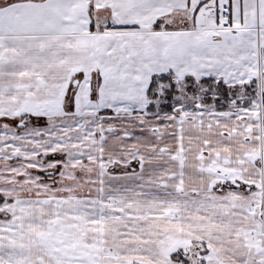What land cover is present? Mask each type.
I'll return each mask as SVG.
<instances>
[{
	"label": "snow or ice",
	"instance_id": "6c2138e0",
	"mask_svg": "<svg viewBox=\"0 0 264 264\" xmlns=\"http://www.w3.org/2000/svg\"><path fill=\"white\" fill-rule=\"evenodd\" d=\"M0 264H264V0H0Z\"/></svg>",
	"mask_w": 264,
	"mask_h": 264
},
{
	"label": "rangeland",
	"instance_id": "374dc122",
	"mask_svg": "<svg viewBox=\"0 0 264 264\" xmlns=\"http://www.w3.org/2000/svg\"><path fill=\"white\" fill-rule=\"evenodd\" d=\"M136 134H139V131H138V130H136ZM131 167H136V170L139 169V166H138V164H137L135 161L132 162ZM128 170L130 171V168H129ZM113 171H114L116 174H120V173L123 171V169H121V168H116V169H114Z\"/></svg>",
	"mask_w": 264,
	"mask_h": 264
},
{
	"label": "crops",
	"instance_id": "0c3cea01",
	"mask_svg": "<svg viewBox=\"0 0 264 264\" xmlns=\"http://www.w3.org/2000/svg\"><path fill=\"white\" fill-rule=\"evenodd\" d=\"M132 169H135V170H136V167H130V171H131ZM136 171H139V169H137Z\"/></svg>",
	"mask_w": 264,
	"mask_h": 264
}]
</instances>
